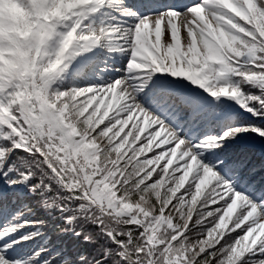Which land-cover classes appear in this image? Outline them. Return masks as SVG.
I'll return each instance as SVG.
<instances>
[{"label": "snow or ice", "instance_id": "obj_1", "mask_svg": "<svg viewBox=\"0 0 264 264\" xmlns=\"http://www.w3.org/2000/svg\"><path fill=\"white\" fill-rule=\"evenodd\" d=\"M107 3L50 22L43 81L0 80V250L47 225L93 246L58 264H264V0Z\"/></svg>", "mask_w": 264, "mask_h": 264}, {"label": "clouds", "instance_id": "obj_2", "mask_svg": "<svg viewBox=\"0 0 264 264\" xmlns=\"http://www.w3.org/2000/svg\"><path fill=\"white\" fill-rule=\"evenodd\" d=\"M85 2L86 0H0V80H23L31 77L43 81L60 62L56 59L58 43L53 44L46 39L50 22ZM68 36L65 51L68 44L78 39L72 33ZM80 39L88 41L89 36H82ZM95 39L98 40L99 37L96 36ZM16 264H27V261H18Z\"/></svg>", "mask_w": 264, "mask_h": 264}, {"label": "trees", "instance_id": "obj_3", "mask_svg": "<svg viewBox=\"0 0 264 264\" xmlns=\"http://www.w3.org/2000/svg\"><path fill=\"white\" fill-rule=\"evenodd\" d=\"M228 103L232 105L231 112L225 115L231 118H238L241 114L245 117H251V113H245L244 109L233 99H229ZM247 135V133H245ZM255 135V133H253ZM149 153L148 155H150ZM38 214H43L44 209H34ZM28 214H26L27 216ZM22 234L36 231V228L32 225H26L20 230ZM47 238V242L46 241ZM19 246L17 253L20 254L19 260L22 261L26 257L30 256L35 250L39 248H45L46 251L40 253L39 259H49L50 264H58L60 259L68 255H75L82 252H91L92 247L87 241H83L79 238H74L71 233L51 234V229L47 225L43 227L39 235L33 236L29 240H20L15 247ZM38 264V262H37Z\"/></svg>", "mask_w": 264, "mask_h": 264}, {"label": "rangeland", "instance_id": "obj_4", "mask_svg": "<svg viewBox=\"0 0 264 264\" xmlns=\"http://www.w3.org/2000/svg\"><path fill=\"white\" fill-rule=\"evenodd\" d=\"M102 6L104 7L103 4H101V8H102ZM106 15H107V14H105L104 17H105ZM104 17H103V18H104ZM103 18H102V19H103ZM1 220H2V216H0V221H1ZM11 264H13V261H11Z\"/></svg>", "mask_w": 264, "mask_h": 264}]
</instances>
